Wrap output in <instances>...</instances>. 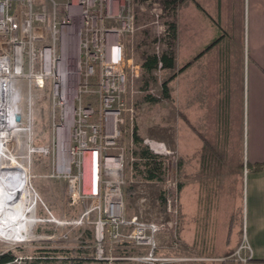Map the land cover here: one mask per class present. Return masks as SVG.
Returning <instances> with one entry per match:
<instances>
[{"label":"built area","instance_id":"built-area-1","mask_svg":"<svg viewBox=\"0 0 264 264\" xmlns=\"http://www.w3.org/2000/svg\"><path fill=\"white\" fill-rule=\"evenodd\" d=\"M141 9L153 16L162 47V4L146 0ZM136 26L134 0H0V128H15L10 145L18 143L19 133L31 128L23 126L24 91L30 112L32 99L47 94L52 145L33 147L28 137L27 161L34 153L51 156L45 177L63 179L69 201L83 203L76 222L93 225L95 259H108L107 251L132 244L145 250L136 259L159 264L156 239L162 221L127 219L124 213L125 152L119 144L126 116L133 114L125 101L128 86L141 70V62L126 55L125 39ZM144 142L162 156L161 142ZM173 198L164 203L172 216L168 225L175 226ZM130 225L134 229L125 232Z\"/></svg>","mask_w":264,"mask_h":264},{"label":"crops","instance_id":"crops-1","mask_svg":"<svg viewBox=\"0 0 264 264\" xmlns=\"http://www.w3.org/2000/svg\"><path fill=\"white\" fill-rule=\"evenodd\" d=\"M174 24L176 148L190 164L173 264H243L229 260L242 239L245 264H264V0H184Z\"/></svg>","mask_w":264,"mask_h":264},{"label":"rangeland","instance_id":"rangeland-1","mask_svg":"<svg viewBox=\"0 0 264 264\" xmlns=\"http://www.w3.org/2000/svg\"><path fill=\"white\" fill-rule=\"evenodd\" d=\"M141 3L134 0L137 26L133 33L125 39L126 55L136 62H141V54H155L157 50L159 52L171 50L174 56L176 39L168 38L167 28L168 23L174 21V17L168 14L162 4V47L161 45L158 47L157 29L151 23L153 16L148 11L144 12L141 9ZM175 70L176 66L171 69H155L146 89L142 88L144 78L141 70L138 72V76L132 79L128 86L125 101H127L128 107H133V114L129 115L128 112L129 114L126 116L121 128L122 137L119 144L125 152V183L123 186L125 217L130 219L135 215L141 221H162V229L156 239L159 246L156 254L162 258L160 264L175 263L172 260L175 258L174 248L177 243L175 237L177 230L176 224L175 226L168 225L172 216L166 211L165 203H162L161 210V205L158 203L159 195L162 192L163 198L167 196L174 197L173 199L178 203L181 164L183 163V167H188L190 164V160L185 162L181 158L180 151L176 148L177 119L178 114L180 117V113L176 112L174 101ZM164 81H167L170 98H160L156 102L147 101L145 99L147 94L155 97L161 96V83ZM28 98L26 91H24L22 99L23 126L30 123V131L19 133L18 143L21 146L18 150H16L18 143L14 142L12 144V141L11 145H8L7 151H12L13 155L17 153V157L15 156L17 161L23 162V165L27 168L29 177L27 179L26 175V188L32 191L28 187L27 182L29 180L34 189L32 192L37 194L36 220L31 228L34 237L32 239L10 241L0 236V251L13 250L18 259L13 264H146L140 259H136V257L143 255L145 250L142 249L141 251L132 244L118 245L112 250L111 253L118 260L103 262L95 259L93 225L76 222L85 208L83 203L72 204L69 201L66 182L63 179L45 177L46 172L51 168V156L34 153L31 154L30 163L22 159V156L26 155L24 141L28 137H31L28 144L33 147L52 145L50 99L47 94L43 98L32 99L33 110L30 112ZM185 128L189 132V122ZM135 130L146 146H148L144 142L146 139L162 143V156L160 157L163 170L161 180L146 182L132 177L131 163L134 160L132 136ZM141 197L146 198L144 203L139 202ZM27 214L29 213L27 212ZM161 214L162 219L158 220ZM133 229L134 226L130 225L124 231L131 232ZM242 245H244L243 239L234 254L229 257V260H238L243 264L249 260L247 256L246 260H242L245 257L241 254L243 248L240 249L238 254L236 253ZM188 259L184 264H197L194 262L193 257ZM204 261L212 264L210 260Z\"/></svg>","mask_w":264,"mask_h":264},{"label":"bare ground","instance_id":"bare-ground-1","mask_svg":"<svg viewBox=\"0 0 264 264\" xmlns=\"http://www.w3.org/2000/svg\"><path fill=\"white\" fill-rule=\"evenodd\" d=\"M15 132V128H0V236L10 241L32 239L31 228L36 220L37 194L26 188V167L17 161V153L7 151ZM24 160H28L27 155Z\"/></svg>","mask_w":264,"mask_h":264},{"label":"trees","instance_id":"trees-1","mask_svg":"<svg viewBox=\"0 0 264 264\" xmlns=\"http://www.w3.org/2000/svg\"><path fill=\"white\" fill-rule=\"evenodd\" d=\"M144 2L146 0H138ZM163 4V8L168 12L170 16L175 15V10L178 4L184 0H159ZM168 38L174 39L175 37V24L174 21L168 23ZM173 51H161L159 55L157 54H141V71L142 77L144 78V85L142 88H147L152 77V72L155 69H171L174 67V56ZM159 63L161 66L159 67ZM160 98L169 99V88L167 81L161 83V96L155 97L151 94L145 95V99L149 102H156ZM132 144L134 150V160L131 163V175L134 179L143 180L146 182H152L161 180L162 178V159L159 155L155 154L148 146L144 145L142 138L133 132ZM255 166L256 170H261L264 168V162L258 163ZM179 188V186H178ZM131 191V190H130ZM159 203H164L165 198L159 195ZM17 258L16 253L13 250L0 251V264L12 263Z\"/></svg>","mask_w":264,"mask_h":264},{"label":"water","instance_id":"water-1","mask_svg":"<svg viewBox=\"0 0 264 264\" xmlns=\"http://www.w3.org/2000/svg\"><path fill=\"white\" fill-rule=\"evenodd\" d=\"M15 118H16L17 120H19L20 117L17 115Z\"/></svg>","mask_w":264,"mask_h":264}]
</instances>
